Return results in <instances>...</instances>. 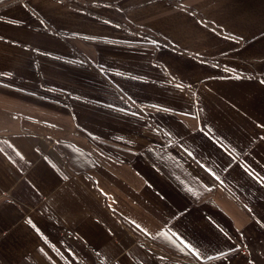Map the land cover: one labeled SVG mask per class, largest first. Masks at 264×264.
<instances>
[{"label":"crops","instance_id":"obj_1","mask_svg":"<svg viewBox=\"0 0 264 264\" xmlns=\"http://www.w3.org/2000/svg\"><path fill=\"white\" fill-rule=\"evenodd\" d=\"M0 264H264V0L1 1Z\"/></svg>","mask_w":264,"mask_h":264},{"label":"built area","instance_id":"obj_2","mask_svg":"<svg viewBox=\"0 0 264 264\" xmlns=\"http://www.w3.org/2000/svg\"><path fill=\"white\" fill-rule=\"evenodd\" d=\"M188 92H189L190 94H194L193 89L188 90Z\"/></svg>","mask_w":264,"mask_h":264},{"label":"trees","instance_id":"obj_3","mask_svg":"<svg viewBox=\"0 0 264 264\" xmlns=\"http://www.w3.org/2000/svg\"><path fill=\"white\" fill-rule=\"evenodd\" d=\"M1 1H3V0H0V3H1ZM188 258V257H187Z\"/></svg>","mask_w":264,"mask_h":264}]
</instances>
